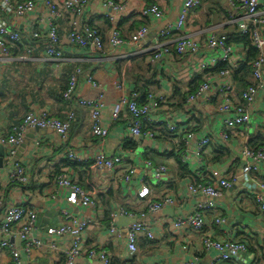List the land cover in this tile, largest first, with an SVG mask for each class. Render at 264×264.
<instances>
[{
  "label": "crops",
  "instance_id": "crops-1",
  "mask_svg": "<svg viewBox=\"0 0 264 264\" xmlns=\"http://www.w3.org/2000/svg\"><path fill=\"white\" fill-rule=\"evenodd\" d=\"M35 1L38 2V8L28 22H16L13 19L8 22L0 12V25L9 23L20 30L23 36L22 47L16 49L10 45L13 56H22L26 46H39L31 58L25 61L15 60L10 64L0 61V140L11 134L12 127L31 113L38 115L48 112L53 117L64 120L70 111H75L77 118L67 143L51 130L37 132L32 129L24 133V145L17 148L16 158L19 160L18 164L26 166L30 176L27 186L10 182L8 175L14 162L12 166L7 165V148L0 144V152L2 150L4 154L3 167L0 168V196L6 200V207L22 206L36 212L38 235L42 239L45 238L47 229L61 227L67 222L65 213L91 219L85 238V250L90 251L94 247L104 250L110 255L113 264H185L190 261L211 264L215 252L205 250L203 236L178 229L174 222L178 218H187L198 201L187 191L190 175L201 174L204 180L210 181L211 172H225L229 176H238V182L225 191L221 199L216 200V210L206 219V233L216 240H222L228 235L248 244L249 253L232 264H264V214L256 201L260 191L250 176L241 173L240 159L245 144L255 145L260 139H264V88L256 103L252 107L248 105L252 108L251 123L238 128L228 145L222 147L217 136L224 120L218 113L220 100L216 99L212 104L200 101L189 111L185 107L186 96L200 85L197 82L200 75L174 58L150 64L147 58L145 62H141L143 57L132 56L152 51L158 45V33L177 22L186 0H114L128 4L127 11L119 20L125 40H132L135 32L142 27L150 30L141 43L127 45L116 51L108 49L112 26L108 23L106 14L109 15L112 11L106 5L112 0H92V4L86 8L85 19L100 30L106 42L105 59L102 60L101 55L94 50H79L62 43L64 57L55 61L47 60L43 39H32L36 17L44 13L41 0ZM227 5L228 0H203V4L191 12L184 33L189 36L201 35L205 39L206 35L203 34L214 28L218 33L228 35L230 40L237 38L238 32L233 34L235 27L227 22ZM153 6L160 7L163 12L162 20L143 16V11ZM57 25L61 37H64L69 32L67 26L60 21ZM260 30L264 33V26H260ZM168 44L172 49L175 48L174 40ZM247 51L243 45L238 46L234 66L238 67L247 61ZM78 67L83 69V75L75 96L67 102L63 93L70 85L69 74H73ZM89 75L100 82L101 89H93L85 83ZM118 81H124L130 93L135 88H147L148 92L160 93L168 98L163 111L154 117L156 124L153 129L158 131L160 137L136 140L139 145L135 151L125 150L127 140L132 139L131 117L122 111L120 120L113 119L121 110L120 93L115 89ZM217 85L218 79L214 78L213 88ZM242 91L238 89L236 93L240 102ZM98 92H101L104 104L102 122L109 130V136L104 141L92 136L90 113L79 105L80 99H94ZM173 115L188 132L195 133L196 140L185 146L181 141L184 138L181 139L180 135L170 133L162 137L161 125L174 119ZM205 136L212 138V145L205 148L201 156H197L198 139ZM22 147L24 149L21 150ZM70 152H76L84 160L92 159L101 152L109 156L123 155L128 160L114 173L103 174L94 169L92 162L70 163ZM184 154L191 157L189 164H184L187 169L180 163ZM216 157L224 159L214 162ZM145 161H151L156 166L164 165L169 169L164 184L155 188L152 197L146 201L138 199ZM67 171L84 191L98 198L97 209L77 208L67 203L69 192L56 184V177ZM261 172L259 178L264 181V165ZM189 173L191 174L186 176ZM128 174L131 176L130 183L125 181ZM108 195L114 197L110 202L105 201ZM165 196L174 197L177 203L175 207H167L150 217L156 240L139 239V254L129 255L126 240L110 235L111 221H106V212L113 213L125 208L137 213L147 208L149 202ZM218 217L225 219L226 224L215 225ZM134 222L128 217H120L116 227L126 229ZM54 242L61 252L68 249L67 238L54 239ZM16 245L18 248L22 246L20 241ZM184 247H188V250H184ZM10 256L5 251L0 256V264H10ZM65 260V256L55 250H34L29 264H65ZM76 264L102 263L96 259L82 258Z\"/></svg>",
  "mask_w": 264,
  "mask_h": 264
},
{
  "label": "built area",
  "instance_id": "built-area-1",
  "mask_svg": "<svg viewBox=\"0 0 264 264\" xmlns=\"http://www.w3.org/2000/svg\"><path fill=\"white\" fill-rule=\"evenodd\" d=\"M109 1L107 7L112 11L106 14L107 20L111 22V31L109 33L108 45L110 50L116 51L124 49L127 45L138 44L144 41L149 35V28L142 27L137 30L130 41L125 40L119 26L120 17L127 11V2ZM38 2L35 0H0L1 15L8 22L12 19L20 22L34 17L38 8ZM92 4V0H41V6L44 13L36 17V24L32 30V39L35 41H44L45 56L47 60H62L64 50L62 45L79 50H94L105 59L107 54L106 43L99 30L92 27L89 20L85 19V11ZM203 0H186L179 19L174 25L161 30L157 35L158 45L146 53H137L133 57H143L150 55V64L162 63L174 58L175 50L185 66L193 70L196 74L203 75V82L197 89L191 93L185 100V107L189 111L198 102L203 101L206 104H212L216 99L220 100L218 113L224 117L221 130L218 132L220 145L225 147L230 142L231 136L245 125L252 121V112L249 106H253L264 88V33L260 26H264V0H228L226 8L227 22L230 26L237 28L240 36H247L252 47L258 52L257 59L252 66V85L241 92V102L238 101V88L234 81L233 70H224L219 74L205 75L209 70H213L219 63H228L235 68L234 61L237 56L235 44L230 42L228 35L218 33L214 28H210L205 34L189 36L184 33L188 18L192 11L199 8ZM143 16L154 17V20H162L163 12L160 7L153 6L143 11ZM60 21L67 26L69 32L61 37L60 28L57 22ZM37 27V30H34ZM43 29V30H42ZM43 32V35L41 32ZM22 33L11 24L0 25V61L4 64H10L15 60L25 61L30 59L34 51L39 46L29 45L24 48V54L19 58L13 56L11 46L22 47ZM175 41L174 50L168 44L169 41ZM63 43V44H62ZM62 44V45H61ZM125 58V57H124ZM83 75V69L78 67L70 75V85L64 93L63 98L67 102L75 96L80 78ZM214 78L218 79L217 87L214 89ZM85 83L93 89H101V84L93 76L86 77ZM115 89L120 93L119 114H115L114 120L121 119L122 111H125L131 117L130 134L133 140L154 139L160 137L155 127V116L162 111L168 98L160 93L150 94L146 103L140 104L142 98L137 93H130L124 81H118ZM245 103V104H244ZM247 104V106H246ZM79 105L87 109L91 118L92 136L105 140L109 136V130L104 127L102 94L98 92L96 98L79 100ZM249 105V106H248ZM248 107V108H247ZM163 123L173 135H180L184 145H188L192 140H196L195 133H190L175 119ZM76 112L70 111L64 120L53 117L48 112L35 115H27L19 124L14 125L11 134L0 140V144L7 148L5 161L7 165L13 164V159L17 154V148L23 143L24 133L32 129L54 131L64 143L70 139V132L76 121ZM144 127L152 129L143 133ZM164 128V127H163ZM212 145L211 137H201L198 139L197 156H201L204 149ZM242 161L241 173L250 176L251 181L260 193L256 201L260 206V211L264 214V181L260 180L261 167L264 165V148L252 149L249 144L242 147L240 153ZM68 159L74 163H91L98 172L103 174L114 173L120 166H123L128 158L123 155L109 156L106 153H98L92 159H83L76 152L68 153ZM191 157L184 154L181 156V163L188 165ZM142 183L138 191V199L146 201L152 197L154 189L161 187L169 174L168 167L164 165L156 166L151 161H145ZM8 178L11 183L21 186H27L30 182V176L26 166L23 164H13ZM187 185V191L193 197L198 199L194 210L187 218H178L174 226L178 229L193 231L203 236V245L206 251L215 252L211 264H232L241 256L249 253V246L245 242H240L230 236L222 240H216L213 236L206 233V219L216 210V200L224 196L225 191L230 190L238 182V176L226 175L225 172H211L210 181L204 180L201 174L190 176ZM201 180V182H198ZM2 179L0 178V182ZM130 183L131 176L125 178ZM56 184L69 192L67 203L72 207L97 209L99 207L98 198L84 191L76 182L72 175L67 171L56 177ZM177 200L172 196H165L160 200L149 202L147 208L139 213H132L125 208L119 209L110 215V235L113 237L124 238L127 244L129 255L139 254V239L146 238L151 241L156 240L155 231L150 223V217L167 207H175ZM6 200L0 196V256L4 251L11 255L10 264H29L34 250H55L65 256V264H76L79 259L88 258L90 260H99L102 264H113L110 255L99 249L92 248L85 250V238L91 219L78 218L65 213L67 222L58 228H49L46 231L45 238L38 235V214L33 210L22 206L6 207ZM120 217H128L135 222L126 229L116 227V222ZM215 225L223 226L226 220L218 217L215 219ZM67 238L69 246L67 250H59V246L54 239ZM19 240L22 244L18 248L15 241ZM188 250V247H184ZM25 258V259H24ZM185 264H198L190 261Z\"/></svg>",
  "mask_w": 264,
  "mask_h": 264
},
{
  "label": "trees",
  "instance_id": "trees-1",
  "mask_svg": "<svg viewBox=\"0 0 264 264\" xmlns=\"http://www.w3.org/2000/svg\"><path fill=\"white\" fill-rule=\"evenodd\" d=\"M23 1V0H22ZM221 10H222V8H221ZM226 15V14H225ZM227 17V16H226ZM108 21V23L111 25V22L109 21V20H107ZM92 25V24H91ZM92 27H94L93 25H92ZM94 28H96V27H94ZM97 29V28H96ZM235 30V32L233 33V34H237V28H234ZM97 30H99V29H97ZM100 31V30H99ZM234 36V35H233ZM237 38H234V39H232V40H230V42L231 43H233V44H235L236 46H239V45H243L244 47H246L247 49H248V51H247V61L246 62H244V63H242V64H240L238 67H235V68H233V67H231L228 63H219L213 70L211 69V70H209V71H207L206 73H205V75H217V74H219L221 71H224V70H233V77H234V81H235V83H236V86H237V88L240 90V91H242V90H246V89H248V87L250 86V85H252V72H253V70H252V66H251V64L257 59V57H258V52L252 47V44H251V41H250V39L247 37V36H240V35H238L237 34ZM106 43V42H105ZM13 48H16V49H19L20 47L19 46H12ZM174 50V49H173ZM173 53H174V59L175 60H180V61H182L181 59H180V57L177 55V53L175 52V50L174 51H172ZM141 57V56H140ZM151 56L150 55H147V56H143V58L142 59H144V60H141V62H145L146 60H145V58H147V60L149 61V58H150ZM72 74V73H71ZM71 74H69V78H70V75ZM202 77H203V75L201 76H199V78H198V84H201L202 83ZM67 78V80H68V76L66 77ZM69 87L67 86L66 88H65V91H64V93L67 91V89H68ZM136 90H133V93H137L138 95H140L142 98L139 100V102H140V104H144V103H146L147 101V98H148V96L150 95V94H154V92H152V91H149L148 92V89L147 88H142V89H137V88H135ZM197 89V88H196ZM195 89V90H196ZM64 93H63V95H64ZM193 93V92H192ZM189 96V94L186 96V98ZM185 98V99H186ZM163 127L164 128H162L163 130H162V137L163 136H166V135H168V134H170V132H169V130L167 129V126L166 125H163ZM150 129H152V128H150V127H144V129H143V133H145V132H147L148 130H150ZM166 134V135H165ZM172 134V133H171ZM127 144H126V146H125V150H128V152L131 150V151H135L136 150V148L138 147V145H139V143L136 141V140H127V142H126ZM249 147H251L252 149H261V148H264V139H260L259 140V143L258 144H255V145H251V144H249ZM219 158L218 157H216L215 159H214V162H216L217 160H218ZM224 159V157L221 159H219L220 161H222ZM67 161H69V160H67ZM179 162H180V160H179ZM70 163H73V162H71L70 161ZM181 163V162H180ZM92 164V163H91ZM70 165V164H69ZM182 166H184V164L182 165ZM185 167V166H184ZM186 168V167H185ZM187 169V168H186ZM191 173H189V174H187L186 176H188V175H190ZM191 176V175H190ZM198 182H201V180H198ZM106 199L107 200H105V201H112L113 199H114V197L113 196H111V195H108L107 197H106ZM130 212H132V213H136V211H131V210H129ZM140 211H137V213H139ZM110 215H111V213L110 212H106V221H108V220H110ZM5 252V251H4ZM3 252V253H4ZM10 255V254H9ZM10 258H11V256H10ZM10 262H11V260H10ZM135 262H132V264H134Z\"/></svg>",
  "mask_w": 264,
  "mask_h": 264
},
{
  "label": "water",
  "instance_id": "water-1",
  "mask_svg": "<svg viewBox=\"0 0 264 264\" xmlns=\"http://www.w3.org/2000/svg\"><path fill=\"white\" fill-rule=\"evenodd\" d=\"M34 130L37 131V132H39V131L41 132V131H42V130H39V129H34ZM23 145H24V144H21L20 146H23ZM1 149H3V147H1ZM22 149H24V147H22L21 150H22ZM2 152H3V151L1 150V152H0V168H1V169H2V167H3V159H4V158H3V157H4V154H3ZM16 157H17V154H16V156H15L14 159H13V162H14V163H18V162H19V160H18ZM15 243H16V244H19V241H17V242L15 241Z\"/></svg>",
  "mask_w": 264,
  "mask_h": 264
},
{
  "label": "rangeland",
  "instance_id": "rangeland-1",
  "mask_svg": "<svg viewBox=\"0 0 264 264\" xmlns=\"http://www.w3.org/2000/svg\"><path fill=\"white\" fill-rule=\"evenodd\" d=\"M42 30H43V29H42ZM6 137H8V135H7ZM158 166H160V165H158Z\"/></svg>",
  "mask_w": 264,
  "mask_h": 264
}]
</instances>
